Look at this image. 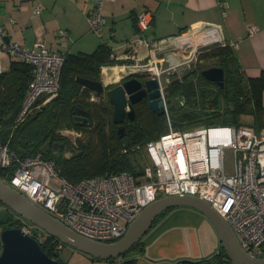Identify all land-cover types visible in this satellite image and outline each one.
<instances>
[{"label":"built area","instance_id":"1","mask_svg":"<svg viewBox=\"0 0 264 264\" xmlns=\"http://www.w3.org/2000/svg\"><path fill=\"white\" fill-rule=\"evenodd\" d=\"M104 1L95 0L87 17L90 29L99 37L104 24ZM32 11L38 14L41 6L34 5ZM149 20L147 11L139 12L138 27L144 30ZM9 22L13 23L15 19L10 17ZM195 27L199 39L212 35L217 36L216 46H237L235 42L224 40L219 24L203 23L188 28L180 36L154 41L151 54L154 56L155 49L162 50L165 64L171 68L179 65L171 64L169 56L187 40L194 42L184 36ZM248 31L252 33L253 28L249 27ZM59 35L67 36V32L60 30ZM174 41L177 45L172 47ZM198 52L201 51L193 52L184 62H189ZM2 55L32 66V78L15 118V122H20L35 108L40 95L45 94L47 99L57 92L65 53L51 51L41 33L37 34L32 45L14 41L7 37L4 26L0 24V75L5 71ZM121 67L126 69L124 75L150 71L148 78L157 79L164 113H167L161 74L170 67L159 70L154 58L145 64L135 62L121 64ZM74 134L79 136L80 132ZM225 148H231L234 154L235 170L232 174H227L224 169ZM143 151L146 162L139 177L129 171H121L71 182L59 174L51 160L39 155L19 157L0 140V180L74 232L101 242L119 239L140 211L158 198L184 194L197 196L207 201L228 222L249 258L264 259V129L256 130L250 124H239L177 130L169 123L168 130L147 141ZM19 218L20 228L30 233L33 224ZM62 245L58 241L55 249L59 251ZM121 262V255L109 259V264ZM216 264L231 262L228 259Z\"/></svg>","mask_w":264,"mask_h":264},{"label":"trees","instance_id":"2","mask_svg":"<svg viewBox=\"0 0 264 264\" xmlns=\"http://www.w3.org/2000/svg\"><path fill=\"white\" fill-rule=\"evenodd\" d=\"M213 47L200 52L199 57L214 58L217 66L224 69L223 86L204 79L200 74L201 69L197 71L195 67L181 77H174L165 91L167 113L151 111L145 99L133 105L134 118H125L121 124L127 146H124L117 131L119 125L112 120L113 106L107 92L105 96L104 93L97 96L76 81L77 76L98 80L101 67L116 62L108 44L102 43L90 53H65L56 95L46 103H43L46 96L37 99L35 108L20 122H15V118L32 78V66L11 60L0 75V140L7 143L19 157L39 155L51 160L61 176L76 182L121 171H129L139 177L146 162L143 157L145 143L167 131L169 123L177 130L239 124H250L256 130L264 129V70L256 76L246 77L230 45ZM73 105L87 110L86 121L74 120ZM244 115L251 116L252 121L242 123L240 118ZM65 127L80 132L72 143L59 133ZM55 142L59 144V149L69 152V156L54 154L51 147ZM170 209L161 212L154 222ZM15 221L16 224L12 216L7 215L0 224L20 227V218ZM29 234L36 238L34 225ZM58 241L48 235L39 243L48 256L61 263L55 249ZM140 245L141 240L121 256L139 252ZM227 260L226 254L220 251L212 258L184 262L216 264Z\"/></svg>","mask_w":264,"mask_h":264},{"label":"crops","instance_id":"3","mask_svg":"<svg viewBox=\"0 0 264 264\" xmlns=\"http://www.w3.org/2000/svg\"><path fill=\"white\" fill-rule=\"evenodd\" d=\"M36 4L41 6L38 14L32 11ZM94 5L95 0H0V24L14 41L32 45L41 33L51 51L66 54L90 53L106 43L112 49L114 65H118V60L144 58L154 41L180 36L203 23H214L221 26L226 42L237 44L233 49L242 74L252 77L264 70V0H105L101 37L90 29L87 19ZM141 11L150 15L144 30L137 24ZM10 17L15 22H9ZM60 30H65L67 36H60ZM1 58L7 69L12 59ZM103 67L100 79L107 76L108 70ZM123 75L112 82H118ZM185 213L187 206L170 209L143 235L141 250L124 255L120 264H187L184 261L212 258L216 251L225 253L215 227L210 226L215 237L212 247L188 256ZM82 256L72 263L58 253L62 264H109V260L86 253Z\"/></svg>","mask_w":264,"mask_h":264},{"label":"water","instance_id":"4","mask_svg":"<svg viewBox=\"0 0 264 264\" xmlns=\"http://www.w3.org/2000/svg\"><path fill=\"white\" fill-rule=\"evenodd\" d=\"M200 74L204 79L220 87L224 84V69L220 66L203 68ZM138 75L147 78L142 81ZM150 75L151 72L148 70L126 74L120 78V83L106 91L109 102L113 106L112 120L120 125L117 131L124 146H127V137L121 124L125 117L130 120L134 118V104L147 98L151 111L157 114L164 113L158 81L156 78H148ZM76 81L89 88L97 96L105 92V85L101 79L77 76ZM72 113L75 121L84 122L88 119L87 110L80 105H73ZM53 146L57 152L59 144L55 142ZM0 202L4 206L0 208V221L4 220L8 210H11L60 242L94 258L104 260L125 254L141 240L161 212L178 206L192 207L203 212L211 220L231 264H264V259H251L246 255L231 226L207 201L189 194L167 195L152 201L140 211L126 232L119 239L111 242L96 241L79 235L59 219L29 202L23 194L1 180ZM0 244V264H61L59 260L48 256L42 250L39 241L20 227L3 228L0 231Z\"/></svg>","mask_w":264,"mask_h":264},{"label":"rangeland","instance_id":"5","mask_svg":"<svg viewBox=\"0 0 264 264\" xmlns=\"http://www.w3.org/2000/svg\"><path fill=\"white\" fill-rule=\"evenodd\" d=\"M195 29H196V27L194 29H192L189 33L185 34L184 37H186V36L190 37L192 40H194V42L199 40V38H198L199 33L195 32ZM175 45H177V43L174 41V44L172 45V47H174ZM209 48L212 49L211 47H209ZM209 48H205L202 51L210 50ZM152 49H151V47H149V49L147 50V55L142 59H138V61L135 60L136 58L128 59L126 61L124 60V62H121L123 60H121V61L118 60L117 64L120 66H121V64L129 65V64H134L135 62L145 64V63H148L152 58H154L155 61L157 62L159 70L161 68H164V67L165 68L170 67L168 64L164 63L163 51L155 49L154 56H153V54H151L153 51ZM132 54L133 53L131 52L130 55H132ZM199 54H200V52L196 53L191 58V60L189 62H183V63H181L175 67H172V68L170 67V69L168 70L169 72L164 71L161 74V81H162V85L165 86V90L167 89V86L170 83L169 82L171 80L170 75H172L173 77L174 76L175 77L176 76L181 77L184 73L193 69V67H195L198 71L199 69L218 65L217 61L214 58H202V59H200ZM2 56L6 57L5 55H2ZM160 62H162V65H160ZM114 64H111V65L114 66ZM152 65H154V63H152ZM104 66H106V65H104ZM150 66L151 65H148V67H150ZM100 78H101V76H100ZM101 80L103 81V83L105 85V92H104V96H105L106 95V89H108V87L111 84H115L117 82L110 83V82L105 80L104 76L102 77ZM118 82H121V81H118ZM55 95H56V93H55ZM55 95H52L47 99H44L43 103L48 102ZM44 96H46V95L45 94L40 95L38 100L39 99L41 100ZM93 97H94V99H96L95 95ZM240 119H241L242 123H248V122L252 121V118L249 115L241 116ZM75 132H78V131L74 128L65 127L63 129H61L59 133L62 136L66 137L68 140H70L72 143V141H74V139L77 137L74 134ZM143 157L146 159V156L144 154H143ZM139 159H140V161H142L141 157ZM223 162H224L225 172L227 174L234 173V170H235V168H234V154H233V151L231 148H225L224 149ZM11 216H12V221L15 222V224H16L17 222L15 220L18 219L20 215L13 212V214H11ZM184 216L187 219V254H188V256H196L199 254V252L206 251L209 248H211L213 245V242L215 240L214 234H213L212 230L210 229V226L214 228V225L211 222V220L203 212L199 211L198 209L192 208V207H187V213H185ZM167 217H168V215H167ZM5 226H6V228L10 227L7 224ZM35 228H36L35 236H36L37 240L38 241H44L46 238V233L44 231H42L40 228H37V227H35ZM62 246H63L62 250L61 251L59 250L58 253L59 254L61 253L62 258L64 260H66V262L70 261L72 263H75L76 261H78V258L83 257L82 255L84 254V252H81V251L69 246L68 244L63 243Z\"/></svg>","mask_w":264,"mask_h":264},{"label":"bare ground","instance_id":"6","mask_svg":"<svg viewBox=\"0 0 264 264\" xmlns=\"http://www.w3.org/2000/svg\"><path fill=\"white\" fill-rule=\"evenodd\" d=\"M218 44L217 36H209L204 39H199L196 42L190 43L188 40L183 46L173 53L170 54L169 59L171 64H181L187 58H189L193 52L195 51H202L205 48L213 47ZM107 69V76H105V80L110 82L114 78L119 77L120 75L126 72L125 68L121 66L114 65V66H104L102 70Z\"/></svg>","mask_w":264,"mask_h":264},{"label":"flooded vegetation","instance_id":"7","mask_svg":"<svg viewBox=\"0 0 264 264\" xmlns=\"http://www.w3.org/2000/svg\"><path fill=\"white\" fill-rule=\"evenodd\" d=\"M186 74H187V72H186ZM138 77H139V79L140 80H142V81H144L147 77H144V76H140V75H138ZM175 77V76H174ZM172 75H170V78H171V80L174 78ZM177 77V76H176ZM170 80V81H171ZM169 81V82H170ZM118 83H120V82H117V83H115V84H111L109 87H108V89L110 88V87H112V86H114V85H116V84H118ZM106 91H107V89H106ZM143 99H145V100H147V98H143ZM143 99H141V100H143ZM140 100V101H141ZM125 118H127V117H125ZM125 118H124V121H125ZM123 121V122H124ZM79 122H83V121H79ZM123 124V123H122ZM120 126V125H119ZM52 151H53V153L54 154H62V155H65V156H69V152H67V151H63V150H61V149H57V152L54 150L55 148H54V146H53V144H52ZM0 208H4V206L2 205V203L0 202ZM11 214H13V211H11V210H8V214L7 215H11ZM2 221H4V220H2ZM2 221H0V222H2ZM6 224H0V231L3 229V228H6V226H5Z\"/></svg>","mask_w":264,"mask_h":264}]
</instances>
